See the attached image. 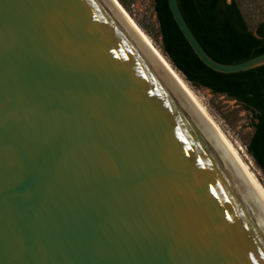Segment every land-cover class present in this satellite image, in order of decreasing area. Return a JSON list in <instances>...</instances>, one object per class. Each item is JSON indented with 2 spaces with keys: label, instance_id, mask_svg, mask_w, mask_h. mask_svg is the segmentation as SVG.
<instances>
[{
  "label": "water",
  "instance_id": "95a60500",
  "mask_svg": "<svg viewBox=\"0 0 264 264\" xmlns=\"http://www.w3.org/2000/svg\"><path fill=\"white\" fill-rule=\"evenodd\" d=\"M0 264H264V192L111 0H0Z\"/></svg>",
  "mask_w": 264,
  "mask_h": 264
},
{
  "label": "trees",
  "instance_id": "16d2710c",
  "mask_svg": "<svg viewBox=\"0 0 264 264\" xmlns=\"http://www.w3.org/2000/svg\"><path fill=\"white\" fill-rule=\"evenodd\" d=\"M122 6L125 0H118ZM156 16L155 37L169 63L193 87H204L237 102L248 115L250 132L244 149L264 173V64L222 73L204 65L176 27L166 0H151ZM179 10L205 52L234 63L264 52V18L249 25L237 0H177ZM159 40V39H158Z\"/></svg>",
  "mask_w": 264,
  "mask_h": 264
},
{
  "label": "rangeland",
  "instance_id": "374dc122",
  "mask_svg": "<svg viewBox=\"0 0 264 264\" xmlns=\"http://www.w3.org/2000/svg\"><path fill=\"white\" fill-rule=\"evenodd\" d=\"M113 1L149 37L152 44L162 54L159 48V40L155 37L156 26L150 0H125V6H122L118 0ZM237 1L249 25H253L257 20L264 18V0ZM165 59L167 60L166 57ZM177 72L193 91L199 103L205 108L224 136L229 140L233 147L237 148L239 156L243 162L248 164L250 171L255 175L258 182L264 188V173L248 156L243 145L244 140L250 132L247 113L232 99H228L220 94H213L204 87H193L183 78L179 71Z\"/></svg>",
  "mask_w": 264,
  "mask_h": 264
},
{
  "label": "bare ground",
  "instance_id": "6f19581e",
  "mask_svg": "<svg viewBox=\"0 0 264 264\" xmlns=\"http://www.w3.org/2000/svg\"><path fill=\"white\" fill-rule=\"evenodd\" d=\"M112 4L114 5L115 9L119 12V15L126 21V23L131 27V29L139 36V38L148 46V48L154 53V55L161 61V63L168 69V71L173 75V77L178 81V83L184 88V90L191 96V98L194 100V102L198 105V107L202 110V112L208 117V119L213 123V125L216 127V129L220 132V134L224 137V139L227 141V143L231 146V148L234 150V152L237 154L239 159L242 161L244 166L247 168L249 173L252 175L254 180L257 182L259 187L264 192V188L262 185L258 182L255 175L250 171L248 164L243 162L241 157L239 156V153L237 151V148L233 147V145L229 142V140L224 136V134L221 132L217 124L212 120L210 115L207 113L205 108L199 103L197 100V97L193 93V91L188 87V85L185 83V81L182 79L180 74L169 64V62L165 59V57L160 53V51L152 44L149 37L135 24L134 21H132L126 13L113 1L111 0ZM239 149V148H238Z\"/></svg>",
  "mask_w": 264,
  "mask_h": 264
},
{
  "label": "flooded vegetation",
  "instance_id": "af4514ba",
  "mask_svg": "<svg viewBox=\"0 0 264 264\" xmlns=\"http://www.w3.org/2000/svg\"><path fill=\"white\" fill-rule=\"evenodd\" d=\"M150 3H151V0H150ZM151 8H152V11H153V15H154V20H155V26L157 27V21H156V16H155V13H154V10H153V7H152V4H151ZM158 39H159V42H160V36L158 35Z\"/></svg>",
  "mask_w": 264,
  "mask_h": 264
}]
</instances>
